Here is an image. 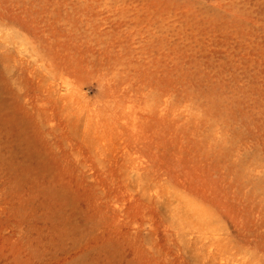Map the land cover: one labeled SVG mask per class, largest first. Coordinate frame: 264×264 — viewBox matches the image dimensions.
Returning <instances> with one entry per match:
<instances>
[{"label": "rangeland", "instance_id": "obj_1", "mask_svg": "<svg viewBox=\"0 0 264 264\" xmlns=\"http://www.w3.org/2000/svg\"><path fill=\"white\" fill-rule=\"evenodd\" d=\"M0 264H264V0H0Z\"/></svg>", "mask_w": 264, "mask_h": 264}]
</instances>
